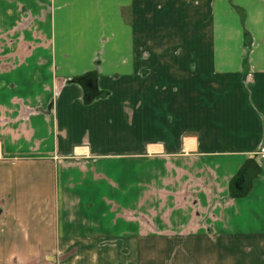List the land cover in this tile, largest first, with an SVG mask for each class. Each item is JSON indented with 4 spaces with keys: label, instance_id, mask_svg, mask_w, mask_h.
Segmentation results:
<instances>
[{
    "label": "crops",
    "instance_id": "0c3cea01",
    "mask_svg": "<svg viewBox=\"0 0 264 264\" xmlns=\"http://www.w3.org/2000/svg\"><path fill=\"white\" fill-rule=\"evenodd\" d=\"M163 263L264 264V0H0V264Z\"/></svg>",
    "mask_w": 264,
    "mask_h": 264
},
{
    "label": "water",
    "instance_id": "95a60500",
    "mask_svg": "<svg viewBox=\"0 0 264 264\" xmlns=\"http://www.w3.org/2000/svg\"><path fill=\"white\" fill-rule=\"evenodd\" d=\"M81 84L83 85V87L86 91H91V89L94 86V79L89 76V77L85 78L84 80H82Z\"/></svg>",
    "mask_w": 264,
    "mask_h": 264
},
{
    "label": "rangeland",
    "instance_id": "374dc122",
    "mask_svg": "<svg viewBox=\"0 0 264 264\" xmlns=\"http://www.w3.org/2000/svg\"><path fill=\"white\" fill-rule=\"evenodd\" d=\"M169 257V256H168ZM170 258V257H169ZM168 261H169V259H168ZM163 262H165L164 260H163ZM163 264H165V263H163Z\"/></svg>",
    "mask_w": 264,
    "mask_h": 264
}]
</instances>
